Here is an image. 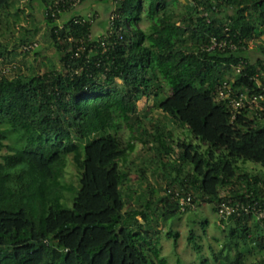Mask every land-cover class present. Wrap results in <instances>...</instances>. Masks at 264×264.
I'll list each match as a JSON object with an SVG mask.
<instances>
[{"label": "trees", "instance_id": "trees-1", "mask_svg": "<svg viewBox=\"0 0 264 264\" xmlns=\"http://www.w3.org/2000/svg\"><path fill=\"white\" fill-rule=\"evenodd\" d=\"M13 1L0 0V10ZM38 1L59 66L43 74L13 66V76L0 68V264H166L156 247L161 219L187 214L169 189L192 194L197 208L212 204L215 213L225 199L264 201V114L245 109L233 119L228 100L215 97L225 81L260 90L252 78L264 82V41L255 63L249 42L264 36V0H195L178 14L179 0H115L113 33L98 39L91 23L74 22L81 16L58 24L71 1ZM50 7L60 12L53 16ZM213 39L236 47L210 49ZM15 49L0 44V64ZM144 98L187 128L184 139L164 121L142 130ZM137 142L153 153L137 169L140 190L131 186L129 158ZM70 158L78 185L64 182ZM161 168H169L168 182L156 196L148 175ZM220 221L225 238L215 262L248 264L253 251L264 253V218ZM200 223L206 230L208 220ZM166 236L178 245L179 232ZM194 236L192 229L188 239L199 248Z\"/></svg>", "mask_w": 264, "mask_h": 264}, {"label": "rangeland", "instance_id": "rangeland-1", "mask_svg": "<svg viewBox=\"0 0 264 264\" xmlns=\"http://www.w3.org/2000/svg\"><path fill=\"white\" fill-rule=\"evenodd\" d=\"M193 2H195V0H179V4L175 8L176 14L183 12L184 7L187 6L188 3ZM30 3L31 2L25 0H14L9 8L0 10V44L8 46V48L12 50L16 47V52H14L12 56H9V63L0 64V68H5L6 73L10 76H13L18 72V69L13 68V66L20 68L23 73H28L31 68H34L40 74L51 71L56 66H59V57L55 48L51 45L50 38L48 36L44 7L38 0L33 1L31 4ZM85 3L87 4L85 7L90 10L89 12H93L97 15L98 23L101 22L104 26H107L108 17L112 10L116 7L115 0L72 1L68 10L62 12V17L57 19L58 24L63 25V22L66 21L74 11L80 14ZM146 11L147 2L144 10V17L139 23V27L143 30H147L150 26V21L147 19L148 16ZM98 23L96 22L93 24L92 28V34L97 38L107 29V27H103ZM35 31H37V33ZM27 37L38 42L39 48L36 50L37 53H20V47L23 44L22 40H27ZM263 41L264 36L260 39L249 42V52H251V60L253 63H255L257 56H262L261 53L258 54L256 52V49L257 45ZM103 80H105L104 77ZM161 81L164 87V93H168L169 89L166 86L165 80L162 79ZM115 82L120 84V81ZM139 108L141 113H144L146 110L149 111L147 118H145L144 123L142 124V130H150V132H152L154 130L153 126L155 123L164 121L169 124L176 140L184 139L183 134L187 133V128H179L172 125L169 118L166 117L162 111L156 108V100L154 98H144L139 103ZM121 134L123 139L126 141L129 139L130 130L124 126ZM152 156V151L145 150L142 148L140 143L137 142L136 150L129 156L130 160L134 161L132 165H130L132 166V187L138 190L142 188L139 184L140 180H138L140 172L137 169L141 166L143 161H145L146 164H149V160ZM69 160L64 182L78 185L80 173L73 165L71 158ZM259 168V165L255 164H249L247 166V169L249 170ZM149 170H152V168ZM168 171L169 168H161L158 173H154V175H150L149 173L148 175L151 184L157 190L156 196L164 195L166 192ZM223 191L224 193L226 192L225 190ZM65 205L66 207H73L72 196L68 193L66 194ZM206 218L210 220V224L209 228L205 231L203 230L200 222ZM217 218V215H215L212 210V204L205 203L200 208L198 207L196 211L181 215L179 219L169 218L167 221L165 219H161V235L159 234V240L156 247H162V256L166 258V264H177L176 259L178 257L182 259L183 264H201L205 259L210 264H223L221 262H215L213 257V253L221 248V243L225 238L223 228L217 225ZM192 229H194L196 236H194L195 239L191 241L193 243H198L199 248H197L195 244H191L192 247L188 244V236ZM170 230L180 232L181 236L178 241V246L175 245L174 238H168L166 236V232ZM199 236H202L203 240H200ZM263 258L264 253L260 254L257 250H255L251 255H249L248 264H259Z\"/></svg>", "mask_w": 264, "mask_h": 264}, {"label": "built area", "instance_id": "built-area-1", "mask_svg": "<svg viewBox=\"0 0 264 264\" xmlns=\"http://www.w3.org/2000/svg\"><path fill=\"white\" fill-rule=\"evenodd\" d=\"M69 1L72 2V1H80V0H69ZM60 2L61 1L57 0L55 2V6H58ZM50 8L53 12L52 13L53 16H56V14L60 12L59 7L56 10H54L52 7ZM115 16L116 15L112 11L108 17L107 29L109 31V34L113 33ZM97 20L98 18L96 14H89L85 17L75 19L74 22L82 25L86 23H91L93 25L96 23ZM107 29L101 35L107 33ZM91 37L97 38L94 37L93 34ZM102 44H105V42H102ZM38 47H39L38 42L36 41L30 42L23 44L20 47V51L31 52L37 49ZM227 47L235 48L236 45L226 44L225 41L219 42L216 39H213L210 49L217 48L220 50H225ZM237 70L238 72H241V67L239 66ZM262 75H264V72L262 73ZM252 79H254L257 82L258 87L260 89L259 91L252 90L248 86L234 89L231 83L225 81L222 85L218 86L215 92V97L218 101L228 100V103L232 108L233 119L236 118L238 113L242 112L245 109L256 111L257 115L264 114V82H261L259 80V75H257ZM168 194L171 195L172 199L178 201L179 204L178 208L180 212L190 213L197 209V205L194 202V197L192 194L183 193L178 189H169ZM217 214L220 220H228L231 218V216L234 215L240 216L243 214H253L259 220L261 218H264V201L253 200L250 202H245L234 199H228V200L225 199L219 204Z\"/></svg>", "mask_w": 264, "mask_h": 264}, {"label": "crops", "instance_id": "crops-1", "mask_svg": "<svg viewBox=\"0 0 264 264\" xmlns=\"http://www.w3.org/2000/svg\"><path fill=\"white\" fill-rule=\"evenodd\" d=\"M90 4V3H89ZM87 4L85 3L84 4V8L82 9V11H81V13L80 14H78V12H76V11H74L73 13H72V15L70 16V17H72V16H81V17H85V16H87V15H89V14H94L93 12H89L90 10L87 8V7H85ZM91 6V5H90ZM77 11H79V10H77ZM83 15V16H82ZM69 17V18H70ZM68 18V19H69ZM97 23H98V20L96 21ZM98 24H100L101 26H103V24L101 23V22H99ZM213 210V209H212ZM214 212V211H213ZM215 213V212H214ZM215 215H217V225L219 226V227H221V228H223V231H224V229L226 228V224H222L221 223V221H220V218H219V216H218V214L217 213H215ZM207 220H208V225H207V228H209V224H210V220L208 219V218H206ZM162 221V220H161ZM219 221V222H218ZM161 229H162V222H161V227H160ZM206 228V229H207ZM206 231V230H205ZM168 232V231H167ZM180 233V232H179ZM161 235V234H160ZM180 236H181V234H180ZM188 238H189V236H188ZM199 238H200V240H203V237L202 236H199ZM160 239H161V236H160ZM180 239V238H179ZM179 241V240H178ZM188 244L191 246V243H190V241L188 242ZM178 246V245H177ZM192 247V246H191ZM162 248V247H161ZM161 253H163V249H162V252ZM181 260V262H182V264H183V261H182V259L180 258V257H178L177 259H176V263H178V260ZM201 264H210L209 262H207V260L205 259Z\"/></svg>", "mask_w": 264, "mask_h": 264}]
</instances>
